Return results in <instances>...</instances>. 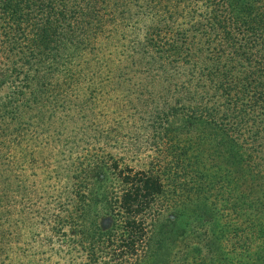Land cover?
Masks as SVG:
<instances>
[{"label": "trees", "instance_id": "trees-1", "mask_svg": "<svg viewBox=\"0 0 264 264\" xmlns=\"http://www.w3.org/2000/svg\"><path fill=\"white\" fill-rule=\"evenodd\" d=\"M134 57L169 96L150 123L200 124L231 178V212L193 258L165 244L187 200L160 166L127 154L117 121L100 144L79 136L71 101L87 61ZM49 158L60 186L42 202ZM263 197L264 0H0V264L50 255L40 227L63 235L72 264H264Z\"/></svg>", "mask_w": 264, "mask_h": 264}, {"label": "rangeland", "instance_id": "rangeland-1", "mask_svg": "<svg viewBox=\"0 0 264 264\" xmlns=\"http://www.w3.org/2000/svg\"><path fill=\"white\" fill-rule=\"evenodd\" d=\"M87 62L90 63L85 64L81 82L76 88L78 96L71 101V105L79 108L74 117L78 119L79 132L82 133V137L79 133L80 138L88 140V143L83 142L84 147L100 144L99 140L104 138L108 126L117 121V128H120L117 129L118 132L125 134L124 138L121 137V141L124 140L122 148L127 149L126 144L132 147L127 154L133 156L136 153L143 160L151 158L155 161L164 172L168 188L178 186V194L181 193L187 200L179 218L166 225L168 231L164 240L171 249L172 257L181 250L184 255L193 258L190 254L196 252L195 248H201L206 242L214 240L222 222L221 215L226 213L224 210L231 212L233 197L228 193L231 178L228 172L223 174L225 168L220 165L224 163L216 157V152L211 151L209 154L206 149L207 144L212 150L215 149L213 144L205 139L206 135L211 137L212 134L200 124H195L190 129L181 126L173 132L172 127L168 126L167 129L166 123H158L156 127L150 123V118L167 108L166 100L169 96L161 89L164 86L155 83L152 74L147 73V69L139 63L138 57H134L133 62L123 61L120 65L114 58L111 67L104 66L101 59ZM108 75L110 77L106 78ZM168 131L175 136L177 133L180 137H167L164 134ZM91 135L96 139H91ZM173 143L181 146L179 150L182 144L186 143L185 147H192V151L183 153L181 159L176 158L170 153ZM56 159L49 158L39 166L38 192L41 200L42 192H50V187L60 186L55 180V172L49 174L45 166L49 163H53L50 168L53 165L58 166ZM48 196L45 194L44 203L42 205V200L40 207L53 206L54 198ZM37 232L50 255L43 254L34 264H72L76 260L75 252L69 253V249L62 245L63 235L55 232L49 241L47 236L52 233H43L42 227Z\"/></svg>", "mask_w": 264, "mask_h": 264}]
</instances>
